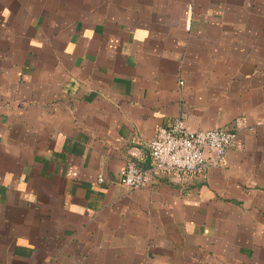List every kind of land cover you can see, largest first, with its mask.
I'll use <instances>...</instances> for the list:
<instances>
[{"label": "crops", "instance_id": "crops-1", "mask_svg": "<svg viewBox=\"0 0 264 264\" xmlns=\"http://www.w3.org/2000/svg\"><path fill=\"white\" fill-rule=\"evenodd\" d=\"M178 117L243 147L124 185ZM263 118L264 0H0V264H264Z\"/></svg>", "mask_w": 264, "mask_h": 264}, {"label": "built area", "instance_id": "built-area-1", "mask_svg": "<svg viewBox=\"0 0 264 264\" xmlns=\"http://www.w3.org/2000/svg\"><path fill=\"white\" fill-rule=\"evenodd\" d=\"M243 123L237 118L229 127L194 131L182 118H175L147 142L151 166H140L131 155L120 171L121 182L135 189L144 186L155 173L173 174L180 180L186 176H204L212 166L224 161L229 149L243 147L239 137ZM99 179L103 181L102 176Z\"/></svg>", "mask_w": 264, "mask_h": 264}]
</instances>
